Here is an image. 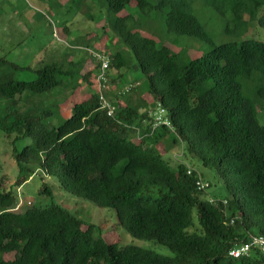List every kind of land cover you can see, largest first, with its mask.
Instances as JSON below:
<instances>
[{
	"label": "trees",
	"instance_id": "obj_1",
	"mask_svg": "<svg viewBox=\"0 0 264 264\" xmlns=\"http://www.w3.org/2000/svg\"><path fill=\"white\" fill-rule=\"evenodd\" d=\"M91 1L105 4L109 31L125 48L107 55L115 86L102 95L113 114L101 107L96 89L60 114L78 78H88L81 73L83 57L41 60L35 78L22 80L14 72L23 67L0 56V131L13 142L31 138L13 149L14 183L5 188L0 178V264H264L258 246L229 254L251 236H264V40L247 35L254 24L264 28V0ZM198 1L223 18L227 39L216 40L199 20ZM146 16L195 43L180 42L176 51L142 34L137 26ZM69 45L73 51L80 46ZM190 47L200 54L191 56ZM137 70L144 89L128 79ZM158 105L168 123L154 126ZM159 142L166 150L185 144L214 168L218 186L209 191L195 167L187 172V164L165 160ZM37 170L61 190L112 209L117 225L173 256L106 240L99 225L57 202L44 182L38 194L51 196L50 203L15 211V188ZM198 175L207 188L197 189Z\"/></svg>",
	"mask_w": 264,
	"mask_h": 264
},
{
	"label": "rangeland",
	"instance_id": "obj_2",
	"mask_svg": "<svg viewBox=\"0 0 264 264\" xmlns=\"http://www.w3.org/2000/svg\"><path fill=\"white\" fill-rule=\"evenodd\" d=\"M195 12L216 40H220V37L227 39L223 34V18L215 14L212 9L203 6L200 1L195 4ZM105 13L107 11L104 3L100 4L91 0H0V56L23 67L14 72L15 77L22 80L35 78L34 69L38 67L41 60L55 59L63 55L66 59L76 56L83 57L84 65L81 73H87L88 78L87 80L78 78L81 81L80 85L60 104L59 112L66 116L69 113L70 103L87 98L91 89H96L99 92L100 82L94 53L104 54L101 50H105L107 52L105 55H108L116 49L124 48L119 44L118 39L111 35L109 21H106ZM134 16L138 17L135 14ZM159 19V17L151 16L141 17L137 28L146 36H157L159 43H166L176 51L179 50L180 42L184 43L181 46H184L186 41L195 43L190 37H177L174 34L166 33L162 21ZM64 25L69 29L68 34L63 29ZM259 27L254 24L247 35L264 40V28ZM80 35H84V39L82 38V41L78 42L76 38H79ZM76 42L80 46L73 51L69 44ZM85 46L88 48L84 49ZM125 53L127 56L130 54L128 51ZM188 53L191 56H196L200 54V51L190 47ZM114 73L112 72L111 76ZM110 78L106 73L105 84L101 87L102 91L115 86L110 82ZM128 79L141 82V87L144 89L145 84L139 70L135 71ZM145 95L142 93L141 96ZM147 100L149 101V98ZM154 114L156 115V112ZM55 118L53 117L51 121L56 122ZM259 120L264 122V112L260 114ZM30 142L31 138L29 137L13 142V135H5L0 131V178H2L5 188H9L14 183L18 171L13 157V149L20 150ZM157 148L163 158L172 165L183 162L190 167H195L202 177L210 182L209 191L218 186L214 168L204 166L199 159L191 156L185 149V144L170 143L169 149L166 150L164 144L159 142ZM42 182L52 187L57 202L75 214L99 225L101 235L106 240L118 241L120 245H136L154 250L162 255L173 256L169 249L158 242L136 238L117 225L112 209L98 206L91 200L61 190L57 180L41 170H37L27 181L15 188L18 196L15 211H22L31 202H39L44 205L50 203L51 196L38 194ZM193 220L195 221L194 216ZM6 257L12 258L13 253L7 254Z\"/></svg>",
	"mask_w": 264,
	"mask_h": 264
},
{
	"label": "built area",
	"instance_id": "obj_3",
	"mask_svg": "<svg viewBox=\"0 0 264 264\" xmlns=\"http://www.w3.org/2000/svg\"><path fill=\"white\" fill-rule=\"evenodd\" d=\"M94 56L98 61H100V66L98 68V80L100 82V101H101V107H105L107 109L108 114H113L114 110V105L105 99L102 95V90L101 87L104 86V82L106 80V69L108 67V56L105 54H99V53H94ZM156 112V115L154 114ZM152 115L154 116V122L153 125H157L160 122H165L168 123V119L165 117L164 114V108L161 106H157L156 109L153 111ZM192 167L188 166L187 172H190ZM195 185L197 189H205L207 188L210 184L207 180L203 179L200 175L197 176L195 180ZM252 246H258L262 251H264V236L261 235H253L251 236L250 240L247 242H244L236 247H233L229 250V254L238 257L242 254H247L249 249Z\"/></svg>",
	"mask_w": 264,
	"mask_h": 264
}]
</instances>
